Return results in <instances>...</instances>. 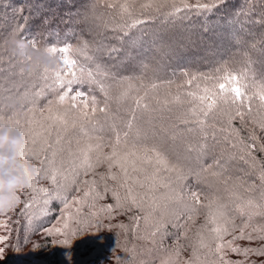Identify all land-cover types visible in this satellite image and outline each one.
<instances>
[{
    "label": "trees",
    "instance_id": "16d2710c",
    "mask_svg": "<svg viewBox=\"0 0 264 264\" xmlns=\"http://www.w3.org/2000/svg\"><path fill=\"white\" fill-rule=\"evenodd\" d=\"M0 24V125L21 132L30 121L47 160L21 157L36 191H18V206L0 213V264H177V248L179 264H261L242 250L264 247V151L244 149L253 133L264 144L254 95L264 84L262 0H0ZM18 41L70 46L83 83L69 95L83 96L60 102L57 70L18 54ZM222 69L245 77L253 98L239 109L243 119L236 106L218 100L209 110L200 100ZM114 146L137 153L127 177L108 167ZM75 200L74 236L53 239L46 231Z\"/></svg>",
    "mask_w": 264,
    "mask_h": 264
},
{
    "label": "snow or ice",
    "instance_id": "6c2138e0",
    "mask_svg": "<svg viewBox=\"0 0 264 264\" xmlns=\"http://www.w3.org/2000/svg\"><path fill=\"white\" fill-rule=\"evenodd\" d=\"M221 3H226V0H221ZM262 3H264V0H262ZM128 36V33H123L122 35H118L115 38L119 41H123L125 37ZM35 46V44H34ZM49 51L51 54L55 55L57 52L64 54L63 58V65L66 66L64 71L57 70L54 73H52V79L54 81V84L58 86L61 89H66L63 91L62 94L59 95V101L64 102L66 99H71L73 102L76 101L79 97L83 96V92L77 91L75 95L70 96L69 94L72 92L73 88L72 86L74 84L79 85L82 84V80L79 78L78 74H82L83 69H80L77 67V61L75 59L70 58L69 53H70V46H62L59 49L55 46H51L46 49ZM120 49L118 48H112L111 52H118ZM222 75L214 80L213 84V90L210 91L209 89H205V95L200 97V100L202 102L207 103V108L211 110L214 105H216L219 102L224 103V104H229L236 106V113L235 115L240 116L243 119V114L240 112V107L245 104V102H250V100L253 97H250L248 94V86L244 82L245 77L241 73L233 72V71H227L226 69H222ZM45 72L47 73V69H45ZM258 100L261 102L260 106L262 109H264V84H262L260 92L254 94ZM95 97L92 99V104L93 107L91 111L94 113L97 111L95 108ZM134 103L137 104L138 106V101H134ZM72 107H75V104L73 103ZM88 104L87 102L84 103V108L87 109ZM100 111H104V109H100ZM206 114V113H205ZM80 115L85 119H89V115L87 112H81ZM59 119V118H58ZM132 120H135V115L133 114ZM65 121L61 120V123H64ZM17 124H21L19 120L16 121ZM128 129H131L132 127V121L128 123L126 126ZM259 127L262 131H264V120L259 122ZM21 132H23L24 137L26 138V143L24 145L23 150L21 151V157L26 158L29 155H32L35 157L38 161H40L41 165L43 166L44 163L47 162V160H40L41 152H43L45 149L40 148V150H37V133L35 132L34 127L32 126V123L30 121H26L23 124H21L20 127ZM113 132L115 133L116 136V145L118 146L121 143V135L119 131H117L115 128L113 129ZM127 136L128 133H124V142H127ZM258 137L253 135L251 136V143L244 144V149L246 151V155L248 157H251L252 154L258 149L260 151H264V144H260L259 146L256 144V140ZM57 143H59V137L57 139ZM232 147H235V145H232ZM50 150V149H49ZM91 149L89 148V151ZM152 152H155L157 155L158 159H163V153L161 152V149L159 147H153L151 149ZM137 153L135 149L130 152H126L125 154H121L117 151V148L114 146L112 153L110 156L106 157L105 159L107 160L108 167L109 169L112 168V166L115 164L117 167H119L120 172H122L125 177H127L128 173V165L132 168L133 171L136 170V161L131 160V157L136 156ZM241 160L245 159V156H240L239 157ZM144 159H147V157H144ZM83 164H86L88 167H91V163L87 159V153H85V160L82 162ZM224 163V161H217V165L221 166ZM254 163V161H253ZM53 174L51 175V180L53 183H56V169L52 170ZM261 179L264 180V166L261 168ZM29 179H30V190L32 192L36 191V186H35V181L33 180L31 174H29ZM111 179L115 180L116 176L111 175ZM151 191V189H149ZM41 192H46V189H40ZM105 191H107V187L105 186ZM87 195V193H86ZM113 197L117 200V206H119V197L117 196L116 192L113 191L112 193ZM195 199L198 198L196 195L193 193L192 194ZM98 198L102 199L103 195L98 193L97 194ZM132 204L136 205L139 207L140 205L137 203L135 199L132 200ZM112 205H108L107 208L108 210L112 209ZM247 238L249 240L253 239L252 236H240L236 237V239H244ZM264 239V238H262ZM232 251L234 252H241V249L239 248H232ZM249 253H254L255 255L264 258V247L262 248H244L242 250V254L247 257ZM180 261V249H176V262L179 264ZM184 264H194L193 260L185 261ZM261 264H264V260L261 261Z\"/></svg>",
    "mask_w": 264,
    "mask_h": 264
},
{
    "label": "clouds",
    "instance_id": "9594fccd",
    "mask_svg": "<svg viewBox=\"0 0 264 264\" xmlns=\"http://www.w3.org/2000/svg\"><path fill=\"white\" fill-rule=\"evenodd\" d=\"M16 49L18 54L32 56L36 65H43L51 71L60 67V58L47 50L30 49L23 41L17 42ZM24 145L23 132H13L0 125V213L18 206V191L30 185L29 167L20 155Z\"/></svg>",
    "mask_w": 264,
    "mask_h": 264
},
{
    "label": "rangeland",
    "instance_id": "374dc122",
    "mask_svg": "<svg viewBox=\"0 0 264 264\" xmlns=\"http://www.w3.org/2000/svg\"><path fill=\"white\" fill-rule=\"evenodd\" d=\"M20 10L21 9H18V11ZM6 28L10 29V25L6 24ZM25 37L26 36H21V39L24 40ZM60 55L61 57L63 56L62 53ZM75 201L67 205L68 207L64 209L61 218H59V220L55 222V224L49 230L46 231V234L51 235L53 239H59L63 237L65 240L74 236L73 232L75 224L73 221L74 219H72V214L77 211L79 206V201ZM0 247H2V243H0Z\"/></svg>",
    "mask_w": 264,
    "mask_h": 264
}]
</instances>
